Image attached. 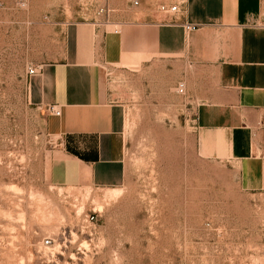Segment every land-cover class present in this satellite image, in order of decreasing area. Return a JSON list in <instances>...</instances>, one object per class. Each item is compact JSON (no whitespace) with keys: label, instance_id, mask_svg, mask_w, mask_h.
Wrapping results in <instances>:
<instances>
[{"label":"rangeland","instance_id":"obj_1","mask_svg":"<svg viewBox=\"0 0 264 264\" xmlns=\"http://www.w3.org/2000/svg\"><path fill=\"white\" fill-rule=\"evenodd\" d=\"M182 1L0 0V264H264V191L196 154V101L176 92L180 61L107 72L125 114L121 182L50 180L56 143L26 69L63 60L69 24L123 29Z\"/></svg>","mask_w":264,"mask_h":264},{"label":"crops","instance_id":"obj_2","mask_svg":"<svg viewBox=\"0 0 264 264\" xmlns=\"http://www.w3.org/2000/svg\"><path fill=\"white\" fill-rule=\"evenodd\" d=\"M262 13L261 0H183L177 14L151 15L123 29L69 24L63 60L41 65L27 82L56 143L49 161L53 185L121 182L125 114L109 92L107 72L177 60L184 65L178 83L196 101V154L233 165L242 189L264 191ZM184 23L196 29L186 31Z\"/></svg>","mask_w":264,"mask_h":264},{"label":"built area","instance_id":"obj_3","mask_svg":"<svg viewBox=\"0 0 264 264\" xmlns=\"http://www.w3.org/2000/svg\"><path fill=\"white\" fill-rule=\"evenodd\" d=\"M135 4H137V2H134ZM159 10L163 13H167V14H171V15H174V14H177L179 13L180 11V5H168V4H161L159 5ZM102 11V9H101ZM183 27L186 31H194L196 29V25H192V24H187V23H184L183 24ZM117 31V30H115ZM40 69V67L38 66H31V67H28L26 69V75L27 76H32V75H35L37 73V71ZM176 92L179 93V94H183L184 93V85L183 83H178V85L176 86ZM48 110L50 112H52L54 115H59V110L57 108H55L54 106H50L48 107ZM93 216H89L87 217V220L89 221H92L93 220ZM45 244H48L49 243V239H45V241H43Z\"/></svg>","mask_w":264,"mask_h":264}]
</instances>
